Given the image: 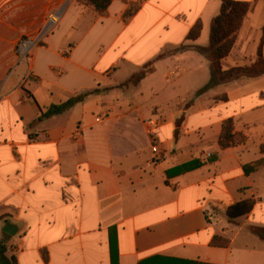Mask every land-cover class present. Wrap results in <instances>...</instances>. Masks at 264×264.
Returning a JSON list of instances; mask_svg holds the SVG:
<instances>
[{
  "label": "crops",
  "instance_id": "obj_1",
  "mask_svg": "<svg viewBox=\"0 0 264 264\" xmlns=\"http://www.w3.org/2000/svg\"><path fill=\"white\" fill-rule=\"evenodd\" d=\"M236 1L250 9L225 70L251 66L264 34V0ZM221 7L112 0L103 15L82 0L0 2V240L9 257L111 264L113 234L120 264L153 256L264 264V239L250 229L264 227V74L196 94L212 75L198 48L210 45ZM53 12L59 18L29 63L19 61L18 40L39 36ZM197 24L201 33L190 38ZM144 67L151 71L136 84L139 100L127 101L121 92L135 84L117 73L132 77ZM86 91L93 93L83 102L38 121L50 105ZM229 118L241 141L222 148ZM248 199L253 209L236 224L214 221V211ZM220 234L227 246L214 245Z\"/></svg>",
  "mask_w": 264,
  "mask_h": 264
},
{
  "label": "trees",
  "instance_id": "obj_2",
  "mask_svg": "<svg viewBox=\"0 0 264 264\" xmlns=\"http://www.w3.org/2000/svg\"><path fill=\"white\" fill-rule=\"evenodd\" d=\"M89 6L94 8L100 14H106L108 7L112 0H82ZM222 7L219 15H217L211 25L210 33V45L207 48H198V51L207 57L211 62V79L204 87L200 88L196 94H201L211 89L212 87L232 81L241 76L256 77L264 74V34L259 46L258 55L256 61L251 66L246 67H234L225 70L222 65L223 59H225L232 51L237 33L241 27L242 20L250 9L248 2L236 1V0H221ZM136 9H130L126 13L127 16L133 14ZM264 30V29H263ZM201 33V25L197 24L190 34V38H197ZM163 56V55H161ZM151 71L147 67H144L139 72L135 73L129 81V84L140 83L147 74ZM93 92H82L71 95L67 100L52 104L42 111L38 121L51 118L53 116L63 114L70 110L78 103L83 102ZM217 99L227 100V96L218 97ZM182 119V118H181ZM178 120V124L180 123ZM238 141L237 134L235 133V122L232 118L227 119L223 124V131L220 135L219 144L222 148H228L236 145ZM264 150V146H263ZM259 163V162H258ZM261 163V162H260ZM200 163H187L182 165L177 171L191 170ZM251 167H254L253 165ZM247 169V168H246ZM249 171V170H248ZM169 172L168 174H171ZM254 206V200L248 199L240 201L230 206L225 215L230 221L241 218L248 215ZM251 232L260 238L264 239V227L252 226ZM113 232V230H112ZM229 240L224 239L220 235L214 237L213 243L216 246H227ZM111 250V264H120L118 249L116 243V237L111 234L110 240ZM8 247L5 241L0 240V264H18L17 259L7 255ZM139 264H199L187 259L170 258L165 256H153L142 260Z\"/></svg>",
  "mask_w": 264,
  "mask_h": 264
},
{
  "label": "built area",
  "instance_id": "obj_3",
  "mask_svg": "<svg viewBox=\"0 0 264 264\" xmlns=\"http://www.w3.org/2000/svg\"><path fill=\"white\" fill-rule=\"evenodd\" d=\"M59 16L57 13H51L48 18V23L44 31L37 37L35 36H23L16 44V53L18 55L19 61H24L29 63L34 50L39 45L42 38L51 31L53 26L56 24ZM160 125V121H150L149 127L151 131L156 130Z\"/></svg>",
  "mask_w": 264,
  "mask_h": 264
},
{
  "label": "rangeland",
  "instance_id": "obj_4",
  "mask_svg": "<svg viewBox=\"0 0 264 264\" xmlns=\"http://www.w3.org/2000/svg\"><path fill=\"white\" fill-rule=\"evenodd\" d=\"M0 2L2 3L3 0H0ZM147 68L149 69V67H147ZM130 74L131 73L128 69H123L122 71L117 73V78H119L120 80H125L129 77L131 78ZM125 84L129 85L128 82H126ZM138 89H139V87H137L136 85H130L128 88L123 90L121 93L126 95L127 101L136 102V100L138 99V96H139V90ZM146 96H148V94H146ZM29 112H30V109H29ZM64 117H66V116H64ZM212 214L214 216V221L226 225L225 227H229V224L230 225L236 224L234 221H230L227 218V216L225 215V212L217 213L214 211ZM220 236L222 237V240L228 239L225 234H220Z\"/></svg>",
  "mask_w": 264,
  "mask_h": 264
},
{
  "label": "water",
  "instance_id": "obj_5",
  "mask_svg": "<svg viewBox=\"0 0 264 264\" xmlns=\"http://www.w3.org/2000/svg\"><path fill=\"white\" fill-rule=\"evenodd\" d=\"M14 230H16V226L13 225V224H8L6 227H5V231H8L10 233H14Z\"/></svg>",
  "mask_w": 264,
  "mask_h": 264
}]
</instances>
